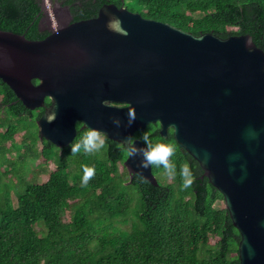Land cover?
Wrapping results in <instances>:
<instances>
[{"label": "water", "instance_id": "water-1", "mask_svg": "<svg viewBox=\"0 0 264 264\" xmlns=\"http://www.w3.org/2000/svg\"><path fill=\"white\" fill-rule=\"evenodd\" d=\"M0 78L28 109L45 108L41 140L67 147L78 122L127 151L131 138L138 151L125 167L154 185L153 166L141 164L146 142L134 135L157 122L164 137L173 129L224 196L241 235L240 264H264V50L251 34H194L105 3L41 39L0 29Z\"/></svg>", "mask_w": 264, "mask_h": 264}, {"label": "trees", "instance_id": "trees-1", "mask_svg": "<svg viewBox=\"0 0 264 264\" xmlns=\"http://www.w3.org/2000/svg\"><path fill=\"white\" fill-rule=\"evenodd\" d=\"M59 2L73 21L115 3L194 34H251L264 50V0ZM44 15L43 0H0L2 30L44 38L51 32L41 26ZM44 110L28 109L0 78V264H240V232L228 209L216 206L224 196L177 143L173 129L164 137L158 122L136 133L174 146L173 181H167L162 165H153L159 182L154 185L138 174L131 177L124 164L128 151L106 136L98 152H73L88 129L81 124L67 147L41 140L37 119ZM85 165L95 169L86 185ZM18 166H30L31 172L17 174ZM184 170L191 179L186 188ZM42 174L49 178L40 183Z\"/></svg>", "mask_w": 264, "mask_h": 264}, {"label": "clouds", "instance_id": "clouds-1", "mask_svg": "<svg viewBox=\"0 0 264 264\" xmlns=\"http://www.w3.org/2000/svg\"><path fill=\"white\" fill-rule=\"evenodd\" d=\"M44 1L45 0H43V2ZM105 103L109 104V101H105ZM56 116V112H52L51 114H49V122L53 121ZM135 119V112L130 109L128 124L131 125L135 121ZM114 123L117 126L121 125L120 117H115ZM143 140L146 142V146L141 150L143 153V159L141 161L142 166L144 168H147L150 165H162L167 176H175L176 166L171 160V157L174 155V146L171 143H154L146 134L143 136ZM127 144L129 155H134L138 151V149L135 145L132 144L131 138H129ZM104 145L105 138L103 136V130L89 126L88 129L83 133L82 138L79 140V142L72 145V151L79 152L83 150L86 153H95L98 152L101 148H103ZM94 174V167H89L88 165H85L82 183L85 185L88 184ZM183 175L185 176L183 186L186 188L191 184V179L188 178L189 173L187 172V170H184Z\"/></svg>", "mask_w": 264, "mask_h": 264}, {"label": "rangeland", "instance_id": "rangeland-1", "mask_svg": "<svg viewBox=\"0 0 264 264\" xmlns=\"http://www.w3.org/2000/svg\"><path fill=\"white\" fill-rule=\"evenodd\" d=\"M43 6H44V10H45V15H44V18H43V20L41 22L42 28L49 29V30H53V28H57L58 26L65 24V19L63 17L64 16L65 17L68 16V14H67V7L61 5L60 2H59V0H45L43 2ZM63 14H64V16H63ZM21 138H22V134H19V136H18V138L16 140L17 141H20ZM39 146L42 147V143L41 142H39ZM53 169H54V165L51 164L50 170H53ZM0 170H3L4 171V168H2L0 166ZM16 172H17V174H18V172H20V173L26 172L27 174H29L31 172L30 166H27L25 168H22V167H19L18 166V167H16ZM48 178H49V175L48 174H42V175H40L38 181L40 183H43ZM8 179H9L8 176H3V180L4 181L7 182ZM14 180H16V179L14 178ZM167 181L171 182V181H173V178L169 176L167 178ZM2 185L4 186V184H2ZM216 206L218 208L225 207V201L224 200L217 201L216 202Z\"/></svg>", "mask_w": 264, "mask_h": 264}, {"label": "flooded vegetation", "instance_id": "flooded-vegetation-1", "mask_svg": "<svg viewBox=\"0 0 264 264\" xmlns=\"http://www.w3.org/2000/svg\"><path fill=\"white\" fill-rule=\"evenodd\" d=\"M67 14H68V16L67 17H65L64 16V14H63V18L65 19V24L66 23H68L70 20H73L72 19V15H71V13H69L68 11H67ZM52 31V30H51ZM44 113V112H43ZM158 123V122H157ZM79 124H81L80 126H82V123L81 122H78L77 123V128L79 129ZM80 129H82L81 127H80ZM170 131V130H169ZM137 133V132H136ZM136 133H135V135H134V138H138V137H135L136 136ZM103 136H105V135H103ZM143 140V139H142Z\"/></svg>", "mask_w": 264, "mask_h": 264}]
</instances>
